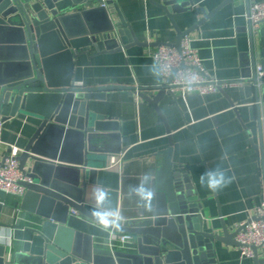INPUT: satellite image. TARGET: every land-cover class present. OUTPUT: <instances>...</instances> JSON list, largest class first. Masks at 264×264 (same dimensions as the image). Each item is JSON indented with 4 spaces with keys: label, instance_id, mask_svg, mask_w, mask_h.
I'll return each instance as SVG.
<instances>
[{
    "label": "water",
    "instance_id": "95a60500",
    "mask_svg": "<svg viewBox=\"0 0 264 264\" xmlns=\"http://www.w3.org/2000/svg\"><path fill=\"white\" fill-rule=\"evenodd\" d=\"M64 1L0 0V122L19 114L40 121L18 160L21 170L28 171L33 180L26 184L27 192L21 198L20 208L43 221L29 229L31 236L22 239L20 247L7 246L0 236V264H218L215 242L240 247L235 242L240 229L230 232L221 222L222 235L204 230L201 199L194 184L184 168L171 161V138V148L166 151L167 157L158 172V188L165 196L160 202L161 209L156 215L128 221L115 229L117 233L135 236L131 247L94 248L88 236V242L81 241L83 233L69 226L73 209L112 229L84 204L88 187L96 185L98 170L92 168L93 164L102 161L103 156L121 152L120 135L109 133L117 130L118 125L92 111L90 101L104 99V94L111 90L129 89L164 118L159 102L165 95L175 101L178 96L169 86L151 90L116 84L76 86L73 80L79 57L123 52L147 44L138 40L113 0H70V6ZM149 1L165 13L177 34L175 43L157 42L155 46L167 45L180 51L185 36L236 0H224L210 12L203 6L207 0ZM246 3L249 16L250 0ZM112 6L116 18L111 16ZM189 14L201 18L181 30L175 15L188 20ZM90 15L99 18L96 25L75 31L70 28L71 18ZM247 30L253 41L250 21ZM252 59L250 73L243 70L241 78L229 84L245 86L246 93L254 95V111L262 128L260 100L262 97L264 102V79L257 78ZM173 78L174 73L166 83L170 84ZM219 91L226 95L222 88ZM231 104L235 106L233 101ZM111 138L117 139L113 148L107 144ZM70 141L76 146L74 159L65 152ZM119 202L117 191L102 190V210L116 213ZM3 208L0 202V231ZM253 251L255 263L259 264L258 248Z\"/></svg>",
    "mask_w": 264,
    "mask_h": 264
},
{
    "label": "crops",
    "instance_id": "0c3cea01",
    "mask_svg": "<svg viewBox=\"0 0 264 264\" xmlns=\"http://www.w3.org/2000/svg\"><path fill=\"white\" fill-rule=\"evenodd\" d=\"M113 1L132 25L138 40L147 46L79 57L74 84L82 87L138 85L149 90L162 85L153 54L159 48L155 46L157 42H176L177 34L171 21L149 0ZM223 1L207 0L203 6L210 12ZM259 1L263 0H250V5ZM64 3L72 4L70 0ZM110 13L116 18L113 6ZM200 18V15L189 14L185 20L184 16L175 15L181 30L188 29ZM98 22L96 15L75 16L69 20V26L75 31ZM248 24L246 0H236L189 35L212 78L222 82L240 79L243 70L250 73L252 58L256 67L264 68V22L253 31V41ZM244 88L225 86L222 89L226 95L220 91L209 95L190 92L186 98L178 97L177 101L165 95L158 104L164 118L129 89L111 90L104 94V99L90 101L92 111L118 125L117 130L109 133L120 135L124 160L120 172L104 168L113 154L93 164L92 168L98 170L96 185L88 187L85 208L108 223L112 215L100 207L102 190L110 189L119 193L118 213L124 220L121 226L131 220L156 215L165 197L158 188V172L167 157L166 151L171 148V138V161L183 167L194 184L201 199L205 231L222 235L221 222H224L230 232H235L240 224L254 219L256 208L264 203V102L261 97L260 128L254 111V95L246 93ZM39 125L37 118L20 114L3 123L0 131L2 153H8L9 146L22 152ZM116 143L117 139L111 138L107 144L113 148ZM65 152L71 159L75 158L74 141L67 144ZM16 198L12 196L11 201ZM0 202L4 205L2 243L20 247V241L31 236L29 229L38 227L43 221L21 210V199L17 206L1 199ZM70 213L69 226L83 233L81 241L88 242V236L94 248H109L110 229L79 213ZM215 248L218 264H256L254 258L242 257L236 245L227 246L216 241ZM258 256V263L264 264V249H258Z\"/></svg>",
    "mask_w": 264,
    "mask_h": 264
},
{
    "label": "built area",
    "instance_id": "2783aa9c",
    "mask_svg": "<svg viewBox=\"0 0 264 264\" xmlns=\"http://www.w3.org/2000/svg\"><path fill=\"white\" fill-rule=\"evenodd\" d=\"M248 19L253 31L260 28L264 22V0L250 5ZM153 60L163 80L160 86H169V89L178 97L186 98L190 92L209 95L218 92L220 88L231 86L229 82L219 81L209 75L198 51L193 48L189 35L182 39L180 51L167 45L159 46L153 54ZM173 73L172 82L167 84L166 81ZM256 73L259 80L264 79L263 66H257ZM136 87L140 86L136 85ZM2 124L0 122V131ZM1 143L0 139V192L21 199L27 192L26 184L32 183L33 180L28 171L20 168L18 157L21 151L17 147L9 146V152L3 154ZM123 160L124 153L122 152L110 155L104 168L120 172ZM71 212L78 215V212L73 209ZM106 213L112 215L108 221L112 226L108 247L110 249L131 247L135 243V236L115 231L124 221L121 215L118 212L106 211ZM255 218L257 219L244 222L238 227L240 231L236 236V241L240 245L239 250L242 257L254 258L253 248L264 249V203L256 208Z\"/></svg>",
    "mask_w": 264,
    "mask_h": 264
},
{
    "label": "trees",
    "instance_id": "16d2710c",
    "mask_svg": "<svg viewBox=\"0 0 264 264\" xmlns=\"http://www.w3.org/2000/svg\"><path fill=\"white\" fill-rule=\"evenodd\" d=\"M11 198L12 196L11 195H4V194H1L0 195V199L7 203V204H13L14 206H17L19 204V199H17L16 197V201H11Z\"/></svg>",
    "mask_w": 264,
    "mask_h": 264
}]
</instances>
